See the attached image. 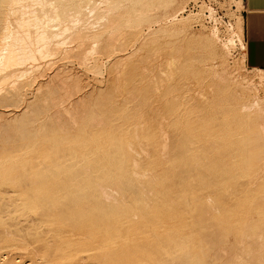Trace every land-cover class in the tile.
<instances>
[{
    "label": "rangeland",
    "instance_id": "1",
    "mask_svg": "<svg viewBox=\"0 0 264 264\" xmlns=\"http://www.w3.org/2000/svg\"><path fill=\"white\" fill-rule=\"evenodd\" d=\"M22 1L20 0V3L18 4L21 5L22 3H24L25 6H27L26 7L27 9L24 8L26 10L18 11L17 14H15V16L24 17L26 15L24 18L26 17L32 18V20L29 21L30 23L33 21V17L34 18L38 17L39 20L40 18H42L41 21L37 19L38 21L32 22V23L34 24L39 23L38 25H40V22H41L42 23L41 25H44L42 27H40L41 25L37 27V25L35 24L36 29H34L33 26L35 25L30 24V23L26 24L25 27L27 29L31 28L28 30H32L30 31L31 36H28L30 38H28L27 36L26 38L28 40L30 39V41L32 40L31 42H33V38L36 39L35 37H37L35 36L36 34L34 33L38 32L39 29L41 31L43 27L45 28L46 26H49L52 23V22L49 23L50 22L49 20L51 19L50 17L52 14V11H51L53 9L52 7L55 5L56 2H54V0H41L38 2L39 4L36 3V1H35L36 4H34V2L31 0H22ZM146 1L148 3L153 4V6H155L156 9L150 11L152 16L150 15L147 18H144V19L142 18L137 21L136 16H135L137 13V9L140 7L142 2H146ZM193 1H196V0H179V2H177V4H175L174 7H170L172 6V4L175 3V0H140V1L139 0H116V5L115 4L114 5L116 6L117 10H115V7H114V11H112L113 10L112 9L111 11H109L112 13H109L107 11V7L109 6H106V4H103L105 2L104 0H61L60 8L64 11V18H63L61 26L62 27L66 26V29L65 31L63 30L64 32L62 31L60 35H57L56 37H54V40L51 39L50 41L51 44L53 43L56 44V42L58 41L62 42V43H59L60 52L56 54L47 55V57L46 56L42 57L39 55L41 59L46 58L43 60L38 59L39 56L36 55L34 58L36 59V62L35 60L32 61L30 59L31 61L30 63L29 60H26L27 61V62L25 61L26 63L23 62L20 64L21 67L20 66L19 67L21 69L18 68V65L11 69V73L16 74V75L13 74L15 77L19 74V77L17 76L18 80L14 78L13 76L14 79H12L11 77L10 78L11 81L16 80V82L18 81L17 83L19 84H20L19 81L22 82L26 80V82H28V83L22 82L19 85L14 81V83L20 86L21 90L24 88L23 85L25 86V88L28 87V89L24 88L25 91L22 90L24 91V93L27 91L25 93V96H26L25 98H24V95L23 96L21 95V94H24L22 91L19 92V95H21L22 97L19 95L11 96L9 94H8L9 97L8 96H7L8 98L6 97L5 93L7 94V91H8L7 88H10L11 85H14V83L9 80V76L7 77L8 81L5 79L6 82H4L5 80L3 81L5 84L2 82L0 86L1 90L3 88V90L5 91L6 89L5 92L3 90L2 91L0 90L1 92H3V93H0L1 97L5 96L2 100L0 99V112H2V115L0 113V132L2 131L0 133V161L8 156H16L14 161L6 162L5 164L10 165V166L25 165L23 169L20 167L13 168L10 171L9 176L11 177L12 175V177H15V176L18 177L17 174L19 172L20 173L25 172L26 173V175H24L25 179H23L24 177L23 178L20 177L18 179L19 182L17 181V184L18 183L20 184V181L22 180L23 182L26 183L28 182L29 179H33V178H35L36 180L43 179L45 183L44 185H46L48 188L53 189L54 184H55L54 181L58 180V177L52 178V176L49 175L50 171L53 172L54 170H57L56 173H59V174L60 172H63V171H66L68 173L67 167L59 166V167L53 168L50 165L51 163L48 161V158L54 154V148H55L54 146L63 147L65 144H67V139L72 138V139H76V141L77 140L84 141L85 143L83 146L85 147L84 150H88L89 148H91L94 143L95 144L99 143L102 145L103 148H108L109 147L108 142L106 141L107 143L106 144L104 143L103 140H101L102 135L105 132H108L110 128L114 130V128L116 127L119 129V131L122 129L121 137L125 138V141H126L125 142L126 147L125 145H123V148H125L123 149V152L125 151L124 152L125 156L123 159H127V160L122 159L121 164L123 166L125 165L128 169L134 168L138 171L139 170L141 171L143 168L144 170L142 171H144V173H141V174L149 173L150 175V172L156 175L159 174L161 167H163L161 165L167 162L169 158L171 157V154L169 155V153L172 152L173 148L181 146V145L191 150V152L194 150L193 151L194 154H199L202 150L204 151V148H205V150L208 151L206 152V159L208 161L209 159H211L209 158L210 156L212 155L217 156L214 150L217 148L213 149L209 147L208 149L207 145L205 144V140L208 138L206 134V130H207L209 123L213 121L215 130L217 128H221L222 130L223 123H221L222 125H219L218 123L223 120L222 118L223 116L230 117V116H233L234 114L233 119L231 117L226 120L228 123L227 126L230 124L229 122L231 120H233L231 121V123L234 125V123L237 121V117H238V120H241L244 118V120L248 121L249 119L253 118L257 114L256 112L260 110L259 107L264 108V106H262L264 105V83H262L258 78L259 75L264 72H260L258 68L250 67L247 64L246 52L244 54L239 53L236 56L231 55L229 53L228 47L220 39V32L218 33L217 30H213L210 28H204V27L195 28L193 24L196 22L197 19H199L200 15L191 14L190 11H188V8L190 7ZM199 1L213 2L215 5L219 6L222 9V11L225 13L226 16L228 17L234 16L235 17V25H234L235 30L239 33L240 37H242L241 14H238L235 16V11L231 7V5L234 4L236 11L243 10L241 0H199ZM100 2H101V5L99 4ZM48 4H49V7H48ZM19 12L22 13V15L24 13V15L22 16ZM42 13L45 14V17ZM30 14H32L33 16H31ZM114 14H116V16ZM111 15L114 18L112 17L111 19L110 18ZM42 21L48 22V23H43ZM12 28H15V26L12 25ZM35 30L37 31L35 32ZM76 32L79 35L78 34L75 35ZM80 34H82L81 37H80ZM24 37L25 36H22V37L20 36L21 38L20 43L22 45H23L22 43L23 40L26 43L28 42L26 38L22 40V38ZM75 37L77 38L75 39ZM205 38H208L210 40L206 41ZM122 40H123V43H121ZM35 41L37 42V40H34V42ZM124 41L126 43H124ZM34 42L32 46H34L35 48L37 44ZM79 45H82V46H79ZM102 47L104 48V50L102 49ZM105 48H106L107 53L104 52ZM100 49H102L103 51H101ZM67 54L68 56H64ZM82 54L83 55L86 54L85 56L87 58L85 56H84L85 59L83 57L82 58L79 57ZM82 60L84 61L82 62ZM33 62L35 63V65H30L29 67V64H34ZM173 65L175 68L173 67ZM34 67L35 68L39 67V69L38 70L36 69V71L34 72L33 71L35 70ZM171 67L173 68L171 69ZM24 68H25L24 71H27L30 73V74L28 73L29 75H27L26 77L25 75L27 74V72L23 75H20L21 74L20 71H23ZM41 69H42V72H41ZM30 70H32L33 72H31ZM2 72L3 70H1L0 76H2L5 73V72L3 73ZM12 74H10V76H12ZM35 75L36 76L38 75L36 79L34 78ZM28 76L31 77V79H28L29 78ZM224 76L227 77V80L225 79V81H223ZM20 77H23L24 79ZM32 78H34L33 80L34 82L32 81ZM30 80L33 82V84L30 83L32 85H29ZM37 86L38 88H41V89L37 88L39 92L35 88ZM52 87L53 88L55 87V89H53ZM52 91L55 92L53 95L51 94ZM71 92H72L73 97L70 94ZM51 95H52V98H51ZM44 96L45 98H43ZM65 97L67 98L69 97V98L67 99ZM61 99L66 103H64ZM252 99H253V102H252ZM12 100L13 101L17 100V103L14 101L16 104V106L14 104V107H12L11 106L12 104H10V103H13ZM26 100H30V101H26ZM60 100L63 103L60 102ZM244 100L245 102H248V103H245ZM18 101L20 102L18 103ZM42 101L45 102L46 106L44 102ZM240 101H242L246 105L242 107L241 106L242 102ZM46 102H48L49 105ZM50 102H52L51 105H50ZM73 102L76 105H74ZM71 105L73 107H71ZM236 105L240 109L235 108V112H233L234 106ZM23 106H26V107H23ZM85 106H86V110H85ZM220 106L221 108L219 109ZM224 106L226 109L222 108ZM226 106H228L229 110ZM18 107H19V110H15ZM72 109L74 113L72 112ZM77 110L79 114L77 113V115H75ZM82 110H84L85 112ZM93 110L96 112L93 113L94 112ZM214 110H217L216 113L214 112ZM226 110L227 112H229L228 113L229 115H227ZM55 111H57V114ZM58 114L59 115L61 114V115L59 116ZM71 114H74L73 117ZM235 114L237 116H235ZM92 115L96 116L99 120L101 119L100 121L102 123L101 125L102 127L99 126L100 122L98 119H97L98 122L94 119V117L92 118L93 120L91 119ZM106 115L108 116V118ZM111 115L113 116L111 117ZM120 115H122L123 118H121ZM162 115L163 117H161ZM218 115H222V117L221 116L219 117ZM69 116H71L72 118L71 117L69 118ZM77 116L79 117L77 118ZM81 116L83 117L81 118ZM126 116L127 118L129 116H131V118L134 117L133 118L134 122L128 121L130 117L127 119ZM113 117L115 119L118 117L119 119L117 118L118 119L117 121L115 119L112 120ZM135 117H136V120H135ZM158 117L159 118L161 117V118L159 119ZM124 118H126V123L128 121V124H125V121H123ZM176 118L179 119L180 121L179 120L177 121ZM57 119H58V122H57ZM120 119L123 122H120ZM69 120L70 121L76 120V123H74L75 124L74 127L73 126L70 127V125H72V122L70 124ZM135 121H138L136 123L138 126H140V124L142 126L143 124L142 126L144 127L143 129L142 127L141 128L139 127L141 131L138 127L136 129ZM146 122H148L147 125H146ZM151 122L152 124L155 123L154 124L155 127L154 126L152 127ZM67 123H69L70 125ZM94 123L98 125L95 126ZM144 123L146 126H144ZM117 124L119 125L117 126ZM232 124L228 126L231 129L233 127ZM63 125L66 127H63ZM176 125H177V130H175ZM91 126L93 127L91 128ZM94 126L95 127L98 126V127L94 128ZM180 127L183 128L184 132L182 131V129H180ZM131 128L132 129L134 128L133 131ZM71 129H73V131ZM157 129H158V132H157ZM68 131L70 133L71 132H74V133H71V136H70ZM123 131L126 133H124ZM130 131L132 133L129 135ZM62 132H65L68 135L67 134L64 135V133L62 134ZM173 132L175 133L173 134ZM135 133L137 136L132 135ZM179 133H180V136H179ZM184 134L186 135L183 136ZM202 134H203V137H202ZM167 135L171 141L170 143L169 141L164 140L167 138L166 137ZM159 136H160V140H159ZM186 136H188L187 139H185ZM205 137L206 139L204 140ZM174 138H176V140ZM181 138H184L187 141L185 142L184 139L182 140ZM193 138L194 139L196 138L195 140H197L196 141L197 145L194 147H198L199 145L201 149L203 148L202 150L200 148L193 149V145L196 144ZM141 139H144V141L142 140L143 144L141 142ZM162 139L166 141L165 142L166 148H164L163 146L164 144L160 145V143L163 142L161 141ZM127 141L129 143L131 142L133 145V147H131L132 148L131 154H130V150L127 149V148H130L128 147V145H130L131 143L129 144ZM167 142L169 144H167ZM87 144H89L90 147ZM134 144H137L136 145L137 147ZM74 145H73V148L71 147L68 152H70L71 154H75V153L79 154L82 151V148H80V146H77V144H74ZM142 145H143V148L141 147ZM218 146L222 148L221 145H218ZM158 147L161 148L160 151H158L159 150ZM28 149L31 152H35V155L37 156H34L33 159L29 161L19 160L18 156H21L22 154H24ZM133 149H135V152L137 149L139 150V151L137 150V152L139 153V154L136 153L137 156L136 154L133 153ZM211 149L212 151H210ZM167 150L169 153L167 152ZM220 151L218 152L220 153ZM140 152L142 155H140ZM147 152L149 155L147 154ZM144 153L148 157H144L146 156ZM213 156H212V159H213ZM139 157H141V159ZM90 158L91 156H89V159ZM135 159L138 164V168L137 166L135 168V166L132 164V160H135ZM212 159L208 162L209 164H211ZM90 161H93V160H90ZM86 162L87 160L80 161L79 157L71 158L69 160L64 161L65 164H69L70 166H83L84 168L83 167H79V168L81 170L83 169L87 170V172H89V170L90 172H93V168H95V165L93 163H91L92 165L87 164ZM102 162L104 164L107 163L106 160ZM150 162L152 166L151 164H149ZM30 163L34 164L33 165L34 169H38L39 171H41L40 174H38L37 176L33 178L28 177ZM153 164L155 166H153ZM42 165L46 167L47 169L42 167ZM86 165L88 166L86 167ZM232 165L234 166V164ZM232 165L230 164V166ZM157 166L160 169H158ZM191 170L192 171H190V173L193 176L195 173H197V175L199 173L201 174L200 176H202V170H199V169L197 171L193 169ZM213 171H214L213 174L219 175V173L216 170L213 169ZM43 176L44 178H42ZM200 176L198 175L197 177H200ZM194 177H196V175ZM139 178L142 179V178H150V177H145L141 175V177H138V179ZM145 180L148 181V179H145ZM222 180H223V186H224L223 189H225L224 191L226 190L228 191L230 189L232 190V188L228 185L227 179H222ZM48 182L51 183V185H49ZM209 183L210 181L206 184L205 187H203L204 189L202 188L204 190L202 196L204 195L203 196L204 198L213 200L216 197V193L212 191L214 189V186ZM224 183H226V185ZM25 185L23 184L22 187L24 186L25 188L27 186ZM196 185L193 187L198 188L199 187L198 184ZM7 189L8 191L10 190L9 191L10 194L6 193ZM11 192L12 194L13 193L14 194L12 195ZM205 192L208 194H206ZM17 193H18L17 187H15L14 185L8 182L0 181V197H1L0 198V210H2V212L0 211V222H1L0 227H2L0 228V232L1 233L3 232V234L6 228L7 229L10 228L11 232L12 230L14 231L15 229V225H14L15 221L13 220H15L16 218H13L14 216L12 217L13 213H11L10 211L8 212V209L10 208L9 203H14L15 202L14 200H16L17 202L20 200V198L22 200L23 196L21 195L19 196ZM37 194L42 195V196H47L50 198L54 196V192L47 188H45V190H42L41 192H38ZM16 197H18L19 200ZM226 198L224 200V204L226 208H228V211L230 210L231 212L235 211L237 213L236 217L239 220H242L244 218H247L250 221L253 220L252 222L256 223V226H257L256 228H258V225H259V228L257 229L258 233L256 229L254 228L255 233H257V235L259 236L264 235V216H259L256 214L249 215L246 211V208H244L242 204L243 201L241 202V200H239L240 198L238 199L234 195L230 194L228 197L226 196ZM21 200L19 202H21ZM233 200L234 201L236 200V202L234 203L236 205L231 203V201L234 202ZM3 201H4L3 203L4 205L1 203ZM5 202L8 204V206L5 205ZM3 207L5 210H3ZM3 215L7 216L8 218L4 217ZM22 215L24 216V214ZM9 216H10V219H9ZM23 216H21L20 218H22ZM37 216L40 217L39 214ZM25 217H28V216H25ZM6 222H11L14 227L10 226L8 228L9 223L6 224ZM11 223L10 225H12ZM237 225H238V230L242 231L243 228L239 226L240 224L237 223ZM3 228L5 229L3 230ZM9 230H7L8 233H9ZM10 235H7V236L9 237ZM229 235H227V239L229 240V242H231L232 240H234L233 238L235 236L233 234H229ZM258 240H259V243H257L254 246L256 248L255 253L258 256L260 255V259L262 260L261 264H264V258H262L264 257V254H261V252H264V236H261L260 239ZM16 242L17 241H15V243ZM23 243H27V242L24 241ZM31 245L29 244L28 246H31ZM34 245H36V243ZM0 252H1L0 255H2L0 256V261H1V257H2V260L4 259L3 261L0 262V264L1 263L2 264H10V263L23 264L27 259H29V257L32 256L25 249L23 250V249H19L16 247H7V248L5 247L3 249H0ZM2 252H5L4 254H6L5 255L6 257L4 256ZM222 254H226V251L223 250ZM81 257H83L81 258V260L83 259V261H81L80 258L79 259L75 258L72 260H66L65 261L66 263L64 262V264H67L69 262L71 264L73 263L82 264V263H85L84 258L87 264H93L90 258L88 260V258L85 256H81ZM208 259H211V258L209 257ZM243 263L248 264L246 262H243ZM33 264H37V261L34 262Z\"/></svg>",
    "mask_w": 264,
    "mask_h": 264
},
{
    "label": "bare ground",
    "instance_id": "2",
    "mask_svg": "<svg viewBox=\"0 0 264 264\" xmlns=\"http://www.w3.org/2000/svg\"><path fill=\"white\" fill-rule=\"evenodd\" d=\"M31 1H33L34 4H36L41 0H31ZM35 1H36V3H35ZM104 1L105 2L103 4H106V6H109V7H107L108 12L111 11L112 9H113L112 11H114V7H115V10H117V8L115 6L116 0H104ZM22 2H24V1H22ZM54 2H56V3L53 7L51 6L53 9L51 10L52 11V14L50 17L51 19L49 20L50 21L49 23H51V22L52 23L49 26H46L45 28L43 27L41 31L39 29L40 32L39 31L36 32L37 30H35L36 33H34V34H36L35 36H37V37H35L36 39L33 38V42H34V40H37V42L36 41L34 42L37 45L35 44L36 46L34 48V46H32L33 45V42H31L32 40L30 41V39L28 40L26 38V36L27 37L31 36L30 31H32V30H28L31 28L27 29L25 27L26 24L30 23L29 21L32 20V18H29V17L24 18L26 15L24 17L15 16V14H17L18 11L26 10L27 6H25L24 3L19 5L18 3H20V0H0V73H1V70H3V72H5L2 76H0L1 77L0 78L1 79L0 80V86H1V83L5 79L6 80L8 79L7 78L8 76H9V80L11 77H12V79H14V78L17 79V76L19 77L18 73H17L18 75L16 77L14 76V75H16L15 73H13L14 75L11 73V69L13 67L18 65V68H20L21 67L20 64L23 62L26 63L27 62L26 60H29V62L31 63L30 59L32 61L35 60V62H36V59H34L36 55H38V56L40 55L42 57H44V56L47 57V55L56 54V53L60 52V49H59L60 44L59 43H62V42L58 41V42H56V44H54V43L51 44L50 41H51V39L54 40V37H56L57 35H60L63 30L65 31L66 26H64L65 28L61 26L63 18H64V11L60 8L61 0H54ZM177 2H179V0H177V1L175 0V3L172 4V6H170V7H174L175 4H177ZM99 4L101 5V2ZM48 7H49V4H48ZM170 7H169V9H170ZM24 8H26V9H24ZM155 9H156V7L153 6V4L148 3L147 1L142 2L140 7L137 9V13L135 15L137 21L139 19H142V18L144 19V18L149 17L151 15L150 11L155 10ZM107 13H105V14H107ZM109 13H112V12H109ZM20 14L22 15V13H20ZM32 14H30V15L33 16ZM23 15H24V13H23ZM43 15L45 17V14H43ZM114 15L116 16V14H114ZM112 17L113 16L111 15L110 18L112 19ZM37 19H38V17L37 18L33 17L32 22H36L39 20V19L38 20ZM41 19L42 18H40L39 21H41ZM48 19H49V17H48ZM32 22L30 24H33V25L36 24V23L34 24ZM42 22L48 23V22H44V21H42ZM38 24H36L37 27L40 26L42 23L40 22V25H38ZM12 25H14L15 28H12ZM36 25L33 26L34 29H36L35 28ZM42 26H44V25H41L40 27H42ZM77 32L75 35H77L79 33V32L78 33ZM32 34H33V32H32ZM81 35L82 34H80V37H81ZM20 36L21 37L25 36L24 38H22V40L26 38V40L28 42L26 43L23 40V42H22L23 45H22L20 43L21 42ZM60 37H58V38H60ZM28 38H30V37H28ZM68 38H69V36H68ZM76 38L77 37H75V39ZM205 40L209 41L210 39L205 38ZM119 41H118V43H119ZM73 42H74V40H73ZM121 43H123V40ZM124 43H126V42L124 41ZM203 43H204V41H203ZM117 45H119V44H117ZM79 46H82V45H79ZM79 46H78V48H79ZM91 47H93V46H91ZM102 49L104 50L103 47H102ZM102 49H100V50L103 51ZM75 50H76V48H75ZM79 52H78V54H79ZM104 52H106V48H105ZM103 54H105V53H103ZM85 55L82 54L79 57L84 58ZM40 56L38 57V59H40V60L46 59V58L41 59ZM64 56H68V54L64 55ZM62 58H64V57H62ZM76 58H74V59H76ZM173 58H174V56H173ZM223 60H225V59H223ZM83 61L84 60H82V62ZM30 65H35V63L29 64V67H30ZM174 65H173V67H174ZM173 67H171V69ZM34 68H32V69H34ZM36 69L38 70L39 67H36L35 70H33V71L35 72ZM24 70H25V68L23 69V71H20L21 72L20 75H23L27 72ZM30 71L33 72L32 70H30ZM58 71H60V70H58ZM64 71H65V69H64ZM259 71L264 72V70H262V69H259ZM41 72H42V69H41ZM28 73L29 72H27L25 77L30 74V73L29 74ZM10 74H12V76H10ZM38 75L37 76L35 75L34 78L36 79V77H38ZM13 76H14V78H13ZM23 77H20V78H23ZM54 77H55V75H54ZM20 78H19V80H20ZM34 78H32V81L34 80ZM258 78L262 83H264V73H261ZM28 79H31V77H29ZM61 79H62V77H61ZM225 79L227 80V77L224 76L223 81H225ZM6 80L4 82H6ZM14 81L16 82V80H14ZM14 81H11V82L14 83ZM32 81L30 80L29 85L33 84L34 81L33 82ZM19 82L21 84L22 82H26V80L22 81V82L19 81ZM16 83H14V85H11V83H10L11 87L9 86L10 88H7V90H8L7 94L5 93L6 97L8 96V94L11 96H17V95H19L20 91H22V90L25 91V89H28V87L25 88V86L23 85V87L25 89L22 87L23 89L21 90L20 86H19L20 84L17 83V84H19V85H17ZM26 83H28V82H26ZM30 83H32V84H30ZM50 83H52V82H50ZM65 85H67V84H65ZM55 87L54 88L52 87V88L55 89ZM58 87H57V89H58ZM35 88L37 89L38 86ZM38 89H41V88H38ZM38 89H37V91H38ZM2 90H3V88H2ZM1 91H0V93H3ZM5 91H6V89H5ZM24 91H22V92L24 93ZM40 92H42V91H40ZM52 92H51V94L53 95L56 91L53 93ZM25 93L21 94L22 96L24 95V98L26 97ZM70 94L72 96V92ZM21 95H19V96H21ZM52 95H51V98H52ZM4 97L5 96L1 97V95H0L1 100ZM43 98H45V96ZM65 98H67V97H65ZM17 100H14V101L17 103ZM61 100H60V102L63 101V100L62 101ZM64 100H66V99H64ZM245 100H244V102H245ZM14 101H13V103H10V104H12L11 105L12 107H14V104H15ZM26 101H30V100H26ZM19 102L20 101H18V103ZM42 102H44V101H42ZM240 102H242V101H240ZM252 102H253V99H252ZM25 103H27V102H25ZM46 103H48V102H46ZM51 103L52 102H50V105H51ZM64 103H66V102H64ZM75 103H74V105H76ZM245 103H248V102H245ZM245 103L242 102L241 106L242 107L245 106L246 105ZM22 104H23V102H22ZM44 104H45V102H44ZM238 104H240V103H238ZM48 105H49V103H48ZM15 106H16V104H15ZM20 106H22V105H20ZM45 106H46V104H45ZM262 106H264V105H262ZM23 107H26V106H23ZM71 107H73V106L71 105ZM226 107L228 108V106H226ZM66 108H67V106H66ZM220 108H221V106L219 107V109ZM222 108H225V106ZM235 108H239V107L237 105L234 106L233 112H235ZM73 109H72V112H73ZM239 109H238V111H239ZM259 109L260 110L258 112H256L257 114L254 117L252 116L253 118L250 117L251 119H249L248 121L244 120V118L241 120H238V117H237V121L235 123L233 122L234 123V125H233L231 123V121H233V120L230 119L231 121L230 122L228 121V122L230 123L229 125H231V124L233 125L232 129L228 127L229 125L227 126L228 123L226 120L228 118H231V117L233 119L234 114H233V116H230V117H227V116L222 117V115H218L219 117L221 116L223 118V120H222L223 122L220 121L218 123L219 125H222L221 123H223L222 130H221V128H217L215 130L214 125H213V121H211L209 123V125L207 124L208 127L206 130V134H207L208 138L207 139H206V137L204 138V140L206 139L205 144L207 145L208 149H209V147H211L213 149L217 148V149H214L215 154H217V156L212 155L213 159H212V156L209 157L212 159L211 164L208 163L211 159H209V161L206 159V152H208V151L205 150V148L203 151L202 150L203 148L201 149L199 147V145H198V147H194L197 145V143H196L197 140H195L196 138L195 139L193 138L195 140V143H196L195 145H193V149L194 148H200L202 151L199 154H194L193 149H192L193 150L192 151L193 153H192L191 150H189L188 148H185V146H182L181 144H180L181 146L173 148L172 152L170 150L171 153H169L167 150L169 155L171 154V157L169 158L168 161L166 160L167 162H165V163H163V165H161L163 167H161V170H160L159 174H157V175L152 174L150 171H148V172H150V175H149V173L148 174H141V173H144V171H142V170H144L142 167H141L142 170L138 171L134 168L128 169L125 165L123 166L121 164L122 159L125 156V153H124L125 151L123 152V149H125V148H123V145H125L126 141H125V138L121 137L122 129L119 131V129L117 127L114 128V130L112 128H110V130L108 129L109 131L105 132L102 135L101 140H103L104 143H106V141L108 142V146H109L108 148H103L102 145L99 143H96V144L92 143L93 146L91 148H89L88 150H84V148H85V147H83L85 144L84 141H81V140L76 141V139H72V138L67 139V144H65L63 147L54 146L55 147L54 148V154L48 158V161L51 163L50 165L53 168L59 167V166L67 167L68 173L66 171H63V172H60V174H59V173H56L57 170H54L53 172L50 171L49 175L52 176V178L58 177V180L54 181L55 184H54L53 189L48 188L46 185H44L45 183H44L43 179L36 180L35 178H33V177L37 176L38 174H40L41 171H39L38 169H34L33 168L34 164H31V163L29 164V171H28L29 175H28V177H31L33 179H29L30 181L28 180V182H26V183L23 182V180H22V181H20V184L19 183L17 184L18 179L20 177L23 178L24 175H26V173L25 172H21V173L19 172L17 174L18 177H16V176L12 177V175L10 177L9 173L13 168L20 167L23 169L25 167V165L10 166V165L5 164L6 162L14 161L16 156H8V157L2 159L0 161V179H1L0 181L8 182V183L14 185L15 187H17V191H18L17 194L19 196L20 195L23 196V198H22V200L20 198L21 202H19L20 201L19 198L16 197L19 200V201H17L19 203H17L16 200H14L15 201L14 203L8 202L9 206H10V208L8 209V212L10 211L11 213H13L12 217L14 216L13 218H16L15 220H13V221H15V223L12 221L15 225V229L13 228L14 231L12 230V232H11V229L9 227L10 226L12 227L13 224L11 222H6V224L9 223L8 228L10 230L6 228V230H5L6 233H5V231H4V234H3V232L2 233L0 232V249H3L5 247L6 248L7 247H16V248L23 249V250L25 249L32 256L29 257V259H27L23 264H33L36 261H37V264L38 263L39 264H64V262L66 260H72V259L77 258L78 256H80V257H78L77 259L80 258V260H81V258H83L81 256L87 257L88 260L90 258L92 260V261L91 260L90 261L93 264H245L243 262H246L248 264H261L262 260L260 259V255L258 256L255 253L256 248L254 247L257 243H259L258 239H260L261 236H264V235H261V236L257 235V233H258L257 229L259 228V225H258V228H256L257 227L256 223L252 222L253 220L252 221L248 220L247 218L239 220L236 217L237 213L235 211L231 212V210L228 211V208H226V206L224 204V200H225L226 196L228 197L231 194V195L236 196L238 199L240 198L239 200H241V202L243 201L242 204H243L244 208H246V211L249 215L256 214L259 216H264V215H262V214H264V108L259 107ZM15 110H19V107ZM85 110H86V106H85ZM217 110H214V112L216 113ZM228 110H229V108H228ZM82 111H84V110H82ZM82 111H80V112H82ZM219 111H218V113H219ZM230 111H232V110H230ZM55 112L57 114V111H55ZM95 112L96 111H94L93 113H95ZM226 112H227V110H226ZM0 113L2 115V112H0ZM60 113H61V111H60ZM77 113H78V110L75 113V115H77ZM93 113H91V114H93ZM228 113L229 112H227V115H229ZM249 113H251V112H249ZM66 114H68V113H66ZM238 114H239V112H238ZM71 115L73 117L74 114H71ZM83 116H81V118ZM112 116L113 115H111V117ZM120 116H121V118H123L122 115H120ZM235 116H237V115L235 114ZM70 117L71 116H69V118ZM78 117L79 116H77V118ZM93 117L97 121L98 118L96 116L92 115L91 119ZM129 117H128L129 118L128 121L134 122V120H133L134 117L133 116H132L133 118H131V116H129ZM161 117H163V115ZM60 118H59V120H60ZM107 118H108V116H107ZM117 118L115 119L113 117L112 120L115 119L117 121L119 119V118L118 119ZM126 118H127V116H126ZM126 118H124L125 120L123 119V121H125V124H128V121L126 123ZM73 119H75V118H73ZM100 120H99V122H100L99 126L102 127L101 126L102 123ZM135 120H136V117H135ZM178 120L179 119H177V121ZM218 120H219V118H218ZM73 121H75V122H73ZM123 121L120 119V122H123ZM204 121H206V120H204ZM57 122H58V119H57ZM69 122H70V124L72 122V125H70L69 123H67V124H69L70 127L71 126L74 127L75 126L74 123H76V120H72V121L69 120ZM133 122H131V123H133ZM137 122L138 121H135L136 129H137V127L141 128L143 126V124H142V126H141V124H140V126H138L136 124ZM152 122H153V120H152ZM152 122H151V124H152ZM181 122H183V121H181ZM147 123L148 122H146V125H147ZM164 123H165V121H164ZM154 124L155 123L152 124V127L154 126ZM178 124H180V123H178ZM182 124H184V123H182ZM96 125H98V124H95V126ZM113 125H114V123H113ZM118 125L119 124H117V126ZM123 125H124V123H123ZM146 125L144 123V126H146ZM177 125H176L175 130H177ZM95 126H94V128L98 127V126L97 127H95ZM130 126H131V124H130ZM182 126H184V125H182ZM63 127H66V126L63 125ZM92 127L93 126H91V128ZM132 127H133V125H132ZM149 127H151V126H149ZM162 127H164V126H162ZM143 128L144 127H142V129ZM61 129H62V127H61ZM68 129H70V128H68ZM133 129H132V131H133ZM158 129H157V132H158ZM180 129H182V131H183V128L180 127ZM71 130L73 131V129H71ZM140 131H141V129H140ZM65 132H62V134L64 133V135H66L67 133H65ZM75 132H77V131H75ZM157 132H155V133H157ZM175 132H173V134ZM68 133L71 136V133H74V132L70 133L68 131ZM124 133H126V132H124ZM131 133L132 132L130 131L129 135ZM197 133H198V131H197ZM203 134H202V137H203ZM132 135H136V133L132 134ZM185 135L186 134H184L183 136H185ZM179 136H180V133H179ZM166 137L167 138L164 140L169 141V143H170L171 141L168 138V135ZM173 137H174V135H173ZM187 137L188 136H186L185 139H187ZM174 139L176 140V138H174ZM181 139L183 140L184 138H181ZM185 139H184V141L186 142L187 140H185ZM142 140L144 141V139H141V142H142ZM159 140H160V136H159ZM164 140L163 139L161 140L163 142L160 143V145L164 144L163 146H164V148H166L165 147L166 141H164ZM191 140H192V138H191ZM169 143L167 142V144H169ZM74 144H77V146H80V148H82V151L79 154L78 153L77 154L76 153L71 154L70 152H68L71 147L73 148ZM142 144H143V142H142ZM87 145H89V144H87ZM134 145L136 146L137 144H134ZM189 145H191V144H189ZM214 145H215V147H214ZM218 145H221L222 148H220ZM89 147H90V145H89ZM125 147H126V145H125ZM128 147H130V148L133 147L132 143L130 145H128ZM141 147L143 148V145ZM189 147H191V146H189ZM130 148H127V149L130 150V154H131L132 148L131 149ZM219 148L221 149V151ZM76 149H77V147H76ZM158 149H159L158 151L161 150V148H159V147H158ZM162 149H163V147H162ZM168 149H170V148H168ZM137 150L135 152V149H133V153L134 154L138 153ZM143 151H144V149H143ZM210 151H212V149ZM218 151H220V153ZM148 152H147V154H148ZM140 155H142L141 152H140ZM34 156H37V155H35V152H31L28 149L24 154H22L21 156H18V158H19V160L29 161V160L33 159ZM64 156H65V158H64ZM89 156H91L90 159H89ZM136 156H137V154H136ZM75 157H79L80 161L87 160V162H86L87 164L93 163L95 165V168H93V172H90V170H89V172H87V170L83 169L84 168L83 166H70L69 164L64 163L65 160H69V159L75 158ZM144 157H148V156L146 155ZM139 158L141 159V157H139ZM90 160H93V161H90ZM104 160L107 161L106 164H104L102 162ZM123 160H127V159H123ZM138 161H140V160H138ZM139 163H141V162H139ZM132 164L135 166V168H136V166L138 168V164L136 162V159L132 160ZM149 164H151V162ZM230 164L231 165L234 164V166L233 165L230 166ZM87 166L88 165H86V167ZM151 166H152V164H151ZM153 166H155V165L153 164ZM42 167H44V166L42 165ZM79 167H83L82 169L86 172L81 170ZM44 168L47 169L46 167H44ZM158 169H160V168L158 167ZM191 169H193L195 171H197L198 169L202 170V176H200L201 174L198 173V175L200 177H197L198 176L197 173L194 172L195 173V174L193 173L194 176L196 175V177H194L190 173V171H192ZM213 169L216 170L219 173V175L213 174V172H214ZM63 170H65V169H63ZM141 175L145 176V177H150V178H142V179L139 178L138 179V177H141ZM42 178H44V176ZM23 179H25V177ZM145 179H148V181H146ZM222 179H227L228 185L232 188V190L230 189L228 191L227 190L224 191L225 189H223L224 186H223V180ZM209 181H210L209 184H212L214 186V189L212 191L216 193V197L213 200H209V199L204 198L203 197L204 195L202 196L203 191H204L203 187H205ZM21 182H23V183H21ZM23 184L24 185L26 184L27 186L25 185L26 187L24 188V186L22 187ZM48 184L51 185V183H49V182H48ZM196 184H198L199 187L198 188L195 187L196 188L195 189L193 186H195ZM224 184L226 185V183H224ZM45 188L53 191L54 196H52L50 198L47 196H42V195L37 194L38 192L45 190ZM7 191H8V189L6 190V193L8 194L10 190L8 192ZM11 194H12V192H11ZM206 194H208V193H206ZM5 199H7V198H5ZM235 202H236V200L234 202L231 201L232 204H234ZM1 203L3 204L4 201ZM5 205L8 206V204L6 202H5ZM234 205H236V204H234ZM1 209H2V207H1ZM3 210H5L4 207H3ZM0 211L2 212V210H0ZM236 211H237V209H236ZM22 214H24V216ZM38 214L40 215V217L37 216ZM3 216L7 217L5 215H3ZM21 216H23V217L20 218ZM25 216H28V217H25ZM3 218H2V220H3ZM9 219H10V216H9ZM3 222H4V220H3ZM256 222H258V221H256ZM10 223L12 225H10ZM237 223L240 224L239 226H241L243 228L242 231L238 230ZM0 226H1V222H0ZM241 227H239V228H241ZM0 228H2V227H0ZM254 228L256 229L257 233H255ZM4 229L5 228H3V230ZM7 230H9V233L7 232ZM22 234H24V235H22ZM229 234H233L235 236L233 238L234 240H232L231 242H229V240L227 239V235H229ZM7 235H10V236L8 237ZM229 237H230V235H229ZM22 240H24L27 243H23L24 241H22ZM28 240H29V242H28ZM15 241H17V242L15 243ZM28 243L30 245L32 243L33 244L31 246H28L29 245ZM35 243H36V245H34ZM223 250L226 251V254H222ZM2 253L4 254L5 252H2ZM261 254H264V252H261ZM5 255L6 254H4V256ZM0 256H2V255H0ZM209 257L211 259H208ZM262 258H264V257H262ZM3 260L1 257V261H3ZM81 261H83V259ZM84 262L85 263H82V264H87L85 258H84ZM10 264H12V263H10ZM67 264H71V263L69 262Z\"/></svg>",
    "mask_w": 264,
    "mask_h": 264
},
{
    "label": "built area",
    "instance_id": "3",
    "mask_svg": "<svg viewBox=\"0 0 264 264\" xmlns=\"http://www.w3.org/2000/svg\"><path fill=\"white\" fill-rule=\"evenodd\" d=\"M242 1V0H241ZM235 11V16L241 14L243 10L236 11L234 4L231 5ZM243 7V5H242ZM191 14L200 15L193 24L195 28H210L220 32V39L228 47L229 53L233 56L245 53V41L242 28V37L235 30V17L226 16L222 9L213 2L193 1L188 8Z\"/></svg>",
    "mask_w": 264,
    "mask_h": 264
},
{
    "label": "crops",
    "instance_id": "4",
    "mask_svg": "<svg viewBox=\"0 0 264 264\" xmlns=\"http://www.w3.org/2000/svg\"><path fill=\"white\" fill-rule=\"evenodd\" d=\"M246 61L264 70V0H242Z\"/></svg>",
    "mask_w": 264,
    "mask_h": 264
}]
</instances>
